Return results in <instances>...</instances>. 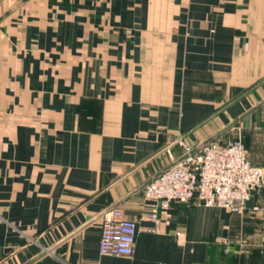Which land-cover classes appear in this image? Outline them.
<instances>
[{"label":"crops","instance_id":"obj_1","mask_svg":"<svg viewBox=\"0 0 264 264\" xmlns=\"http://www.w3.org/2000/svg\"><path fill=\"white\" fill-rule=\"evenodd\" d=\"M263 100L264 0H0V264H264V189L157 231L133 193ZM238 135L264 166V104L216 140ZM116 203L131 256L77 231Z\"/></svg>","mask_w":264,"mask_h":264},{"label":"built area","instance_id":"obj_2","mask_svg":"<svg viewBox=\"0 0 264 264\" xmlns=\"http://www.w3.org/2000/svg\"><path fill=\"white\" fill-rule=\"evenodd\" d=\"M188 153L194 145L187 139L175 140ZM173 161L176 156L168 151ZM264 189V166L254 165L240 135L226 142L214 140L200 151L165 171L144 188L149 210L148 219L155 222L151 231L161 224L170 225L173 203L193 200L213 207L243 213L247 201ZM138 225L126 218L120 208L107 212L101 219L100 254L131 256L134 252Z\"/></svg>","mask_w":264,"mask_h":264},{"label":"water","instance_id":"obj_3","mask_svg":"<svg viewBox=\"0 0 264 264\" xmlns=\"http://www.w3.org/2000/svg\"><path fill=\"white\" fill-rule=\"evenodd\" d=\"M263 104H264V100L261 101L260 103H258L257 105H255L253 108H251L249 111H247L246 113H244L240 117H238V118L234 119L233 121H231L228 125H226L224 128H222L220 131H218L214 135L210 136L209 138H207L206 140L202 141L201 143H198V144L194 145L188 153H184L180 157L176 158L172 163H170L169 165H167L160 172H158L155 176H153L150 179H148L145 183H143L140 187H138L135 191H133V193L138 192L139 190L144 189L149 183H151L153 180H155L156 178H158L160 175H162L168 169L174 167L179 162H181L182 160H184L189 154H194V153L200 151L205 145H207L210 142H212V141L216 140L217 138H219V136H221L222 134H224L228 130H230L233 127H235L242 119H244L245 117H247L249 114H251L252 112H254L256 109H258ZM118 204L119 203L113 204L110 207L104 209L98 215H96L91 220H89L87 223H85L84 225H82L77 231L82 230L84 227H86L89 224L93 223L94 221L102 218L107 212L113 210ZM246 205H247V207H252L253 206V197H251L247 201V204ZM52 249L53 248H49V250H52ZM46 252L47 251L44 250L42 253H40L39 255H37L36 257H34L31 261H29L26 264H31L32 262H34L35 260L39 259L44 254H46Z\"/></svg>","mask_w":264,"mask_h":264},{"label":"rangeland","instance_id":"obj_4","mask_svg":"<svg viewBox=\"0 0 264 264\" xmlns=\"http://www.w3.org/2000/svg\"><path fill=\"white\" fill-rule=\"evenodd\" d=\"M257 98H260V94H258ZM253 103H255V101L246 102V103H243V105H244V107H245V106L247 107V106H251ZM235 129H236V128H234L233 130H231V131L229 132L228 136L232 137V136L237 135V134H235V133H236V132H235ZM179 139L183 140V139H187V138H185L184 136H182V137H179ZM187 140L190 142L191 145H196V143H193L191 140H189V139H187ZM218 141H220V140H218ZM244 212H245V211H244ZM244 212H243V213H244Z\"/></svg>","mask_w":264,"mask_h":264}]
</instances>
